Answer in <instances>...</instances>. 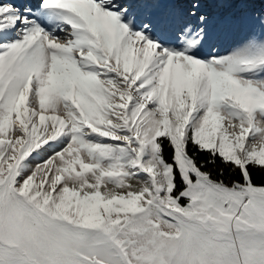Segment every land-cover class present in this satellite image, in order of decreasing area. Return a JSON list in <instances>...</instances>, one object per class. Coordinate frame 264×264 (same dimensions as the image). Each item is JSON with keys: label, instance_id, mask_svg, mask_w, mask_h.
<instances>
[{"label": "snow or ice", "instance_id": "1", "mask_svg": "<svg viewBox=\"0 0 264 264\" xmlns=\"http://www.w3.org/2000/svg\"><path fill=\"white\" fill-rule=\"evenodd\" d=\"M254 171L264 0H0V264H264Z\"/></svg>", "mask_w": 264, "mask_h": 264}, {"label": "trees", "instance_id": "2", "mask_svg": "<svg viewBox=\"0 0 264 264\" xmlns=\"http://www.w3.org/2000/svg\"><path fill=\"white\" fill-rule=\"evenodd\" d=\"M240 34H243V33H240ZM253 178L256 181H259L261 179H264V173L254 171L253 172Z\"/></svg>", "mask_w": 264, "mask_h": 264}, {"label": "rangeland", "instance_id": "3", "mask_svg": "<svg viewBox=\"0 0 264 264\" xmlns=\"http://www.w3.org/2000/svg\"><path fill=\"white\" fill-rule=\"evenodd\" d=\"M243 34H237L235 37H233V39L231 41H228L229 43H233L235 42L236 40L242 38Z\"/></svg>", "mask_w": 264, "mask_h": 264}]
</instances>
